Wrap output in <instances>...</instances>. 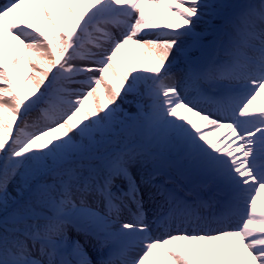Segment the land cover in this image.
I'll list each match as a JSON object with an SVG mask.
<instances>
[{
  "label": "snow or ice",
  "instance_id": "6c2138e0",
  "mask_svg": "<svg viewBox=\"0 0 264 264\" xmlns=\"http://www.w3.org/2000/svg\"><path fill=\"white\" fill-rule=\"evenodd\" d=\"M262 96L264 0H3L0 264H264Z\"/></svg>",
  "mask_w": 264,
  "mask_h": 264
},
{
  "label": "bare ground",
  "instance_id": "6f19581e",
  "mask_svg": "<svg viewBox=\"0 0 264 264\" xmlns=\"http://www.w3.org/2000/svg\"><path fill=\"white\" fill-rule=\"evenodd\" d=\"M0 2H3V0H0ZM216 2L217 3H220V4H224V1L223 0H216ZM240 2H243V0H238L237 2H234L232 4H236V3H240ZM228 5H230V1L228 2ZM153 11L156 13V18L161 21V25L162 26H164V25H166L168 23V21L165 20L162 15H160L161 11H168L167 9H163L162 10L160 8H154ZM168 15L171 17L172 20H175V21L179 22L177 20V18L174 15H172V13L170 11H168ZM152 31H155V30H152ZM137 56L139 57V60L140 61H144V51L143 50H137L135 54H133V52L131 51V49L129 51L122 50L121 53H120V58L123 59L130 66L131 65H136L138 71H142L143 68H146V67H150L151 66V60L150 59H149V61L144 62L141 65L138 62V60H137ZM180 66L183 67L182 64ZM29 88H30V86H29ZM101 95L103 96V94H101ZM90 103H91V101H90ZM255 103L256 104H259V105H264V96L258 98V100ZM130 108L135 109L134 107H130ZM173 175L175 176V173H173ZM10 191H12V188L11 187H10ZM262 201H264V192L261 193V201H258V203H261ZM238 264H239V262H238Z\"/></svg>",
  "mask_w": 264,
  "mask_h": 264
},
{
  "label": "rangeland",
  "instance_id": "374dc122",
  "mask_svg": "<svg viewBox=\"0 0 264 264\" xmlns=\"http://www.w3.org/2000/svg\"><path fill=\"white\" fill-rule=\"evenodd\" d=\"M223 1H224V5H228L229 1H230V5H232V3L237 2L238 0H223ZM215 23H219V21H215ZM200 27H203V25L198 26V29ZM122 107L129 111H135V109L130 108L129 105L127 104H123ZM173 178H177V177L173 175Z\"/></svg>",
  "mask_w": 264,
  "mask_h": 264
}]
</instances>
